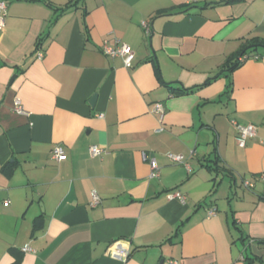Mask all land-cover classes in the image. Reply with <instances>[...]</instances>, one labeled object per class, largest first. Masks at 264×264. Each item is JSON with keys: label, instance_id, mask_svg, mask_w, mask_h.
Returning a JSON list of instances; mask_svg holds the SVG:
<instances>
[{"label": "crops", "instance_id": "0c3cea01", "mask_svg": "<svg viewBox=\"0 0 264 264\" xmlns=\"http://www.w3.org/2000/svg\"><path fill=\"white\" fill-rule=\"evenodd\" d=\"M6 2L0 264H264V48L220 73L264 40V0ZM104 39L126 43L132 67ZM232 121L256 127L243 147Z\"/></svg>", "mask_w": 264, "mask_h": 264}, {"label": "built area", "instance_id": "2783aa9c", "mask_svg": "<svg viewBox=\"0 0 264 264\" xmlns=\"http://www.w3.org/2000/svg\"><path fill=\"white\" fill-rule=\"evenodd\" d=\"M186 1L189 3H192V2H197L199 0H186ZM6 11H7L6 0H0V30L3 29V27H4ZM141 24L144 28L145 34L148 35L150 33L149 23L146 21H142ZM101 51L103 54H105L109 57H120L124 67H126V68L132 67V63H133L135 54L126 43L119 42L117 39H114V42L111 43L109 39H104L102 42V45H101ZM35 52H36V58L37 59H41L43 57V51L41 50L40 47H37ZM253 57L255 58L256 56H253ZM245 59H247L245 56L240 58L241 61H244ZM15 105H16L15 110L17 112L23 111V107H22V105L18 99L15 100ZM151 111L153 113L157 114L159 119H161L163 116V112H164L163 104L159 101L155 102L151 108ZM232 122L234 124V127L237 130V137H236L237 144L239 146L243 147L246 143V140L255 135V128L256 127H255V125H253L251 123L241 124V123H237L235 121H232ZM89 150H90L91 155H98L101 152V149L99 147H97L96 145L90 146ZM51 156L54 160L60 161L65 156L63 148L58 146V145H55L52 148ZM166 156L174 162L183 164L188 171L192 170L191 166L184 159L183 155L168 152V153H166ZM142 157H143V159H146L149 162V165H150V175L149 176L150 177H158L159 168H158L156 160L152 156H149L148 154H146L145 152H142ZM255 178L260 181L262 191L264 194V171L260 172ZM254 181H255L254 178H248V179L243 178V179H241L242 185L245 186L246 188H252L254 185ZM168 197L169 198H177L181 201H183V199H184V197L182 196V194L179 191L169 192ZM99 201H100L99 195L97 193L93 192L90 204L92 206H95L99 203ZM214 214H215V211L213 209L208 210V215H214ZM22 250L23 251H29V250H31V248L28 246H24V247H22Z\"/></svg>", "mask_w": 264, "mask_h": 264}, {"label": "trees", "instance_id": "16d2710c", "mask_svg": "<svg viewBox=\"0 0 264 264\" xmlns=\"http://www.w3.org/2000/svg\"><path fill=\"white\" fill-rule=\"evenodd\" d=\"M227 1H236V0H227ZM258 46H261V47L264 48V40H262V39H253V40H251V44L250 45L244 46L241 49V51L237 53V57H235V60L232 61L231 58L227 59V61L224 64L225 66H224V68L222 69V71L220 73H228L229 71H232L235 68H237L243 62V61L240 60V58L243 57V56H245L246 58L253 57V56L257 57V55L253 54L252 51H253V49H255V47H258ZM212 161H213L212 164L206 163V167L210 171H217L218 162L215 159H213Z\"/></svg>", "mask_w": 264, "mask_h": 264}, {"label": "water", "instance_id": "95a60500", "mask_svg": "<svg viewBox=\"0 0 264 264\" xmlns=\"http://www.w3.org/2000/svg\"><path fill=\"white\" fill-rule=\"evenodd\" d=\"M95 100V96H93L92 98H91V103L93 102Z\"/></svg>", "mask_w": 264, "mask_h": 264}]
</instances>
